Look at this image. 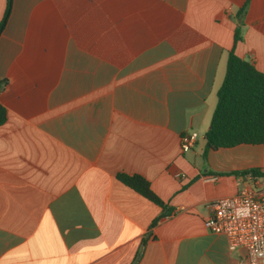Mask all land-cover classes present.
<instances>
[{
    "label": "crops",
    "instance_id": "1",
    "mask_svg": "<svg viewBox=\"0 0 264 264\" xmlns=\"http://www.w3.org/2000/svg\"><path fill=\"white\" fill-rule=\"evenodd\" d=\"M232 47L264 72V0H11L0 264H247L204 223L249 177L223 172L264 168V144L203 155Z\"/></svg>",
    "mask_w": 264,
    "mask_h": 264
},
{
    "label": "trees",
    "instance_id": "2",
    "mask_svg": "<svg viewBox=\"0 0 264 264\" xmlns=\"http://www.w3.org/2000/svg\"><path fill=\"white\" fill-rule=\"evenodd\" d=\"M11 10V0L6 5L0 19V33ZM240 38L234 32V43ZM4 80H0V85ZM6 109L0 103V124L6 120ZM203 155L208 150L232 147L238 144H264V72L237 55L230 48L227 55L223 79L216 91V103L210 126L204 133ZM250 174L264 176L258 168L223 172V174ZM118 179L148 200L164 206V202L152 191L149 182L139 174L120 172Z\"/></svg>",
    "mask_w": 264,
    "mask_h": 264
},
{
    "label": "built area",
    "instance_id": "3",
    "mask_svg": "<svg viewBox=\"0 0 264 264\" xmlns=\"http://www.w3.org/2000/svg\"><path fill=\"white\" fill-rule=\"evenodd\" d=\"M196 132L180 137V148L187 151L194 144ZM205 226L224 234L230 250L243 249L247 264H264V176H252L232 195L211 201Z\"/></svg>",
    "mask_w": 264,
    "mask_h": 264
},
{
    "label": "rangeland",
    "instance_id": "4",
    "mask_svg": "<svg viewBox=\"0 0 264 264\" xmlns=\"http://www.w3.org/2000/svg\"><path fill=\"white\" fill-rule=\"evenodd\" d=\"M250 146H258V145H250ZM258 169L260 170L261 168L258 167ZM263 170H264V168L261 169L260 171L264 172Z\"/></svg>",
    "mask_w": 264,
    "mask_h": 264
}]
</instances>
